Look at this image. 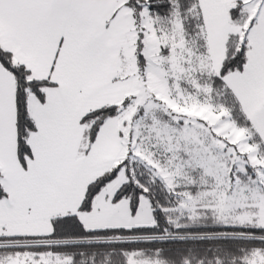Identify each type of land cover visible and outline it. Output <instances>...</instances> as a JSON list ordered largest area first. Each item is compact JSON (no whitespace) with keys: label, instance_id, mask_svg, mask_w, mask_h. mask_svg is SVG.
Here are the masks:
<instances>
[{"label":"snow or ice","instance_id":"obj_1","mask_svg":"<svg viewBox=\"0 0 264 264\" xmlns=\"http://www.w3.org/2000/svg\"><path fill=\"white\" fill-rule=\"evenodd\" d=\"M0 264H264V0H0Z\"/></svg>","mask_w":264,"mask_h":264}]
</instances>
